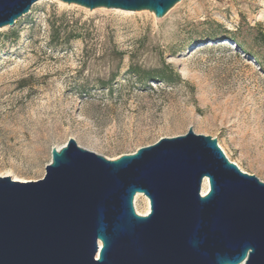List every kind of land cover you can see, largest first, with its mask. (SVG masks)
<instances>
[{
    "label": "rangeland",
    "instance_id": "obj_1",
    "mask_svg": "<svg viewBox=\"0 0 264 264\" xmlns=\"http://www.w3.org/2000/svg\"><path fill=\"white\" fill-rule=\"evenodd\" d=\"M263 37L264 0H181L160 19L36 2L0 29V176L42 179L68 139L114 160L191 128L264 183ZM163 71L178 79H150Z\"/></svg>",
    "mask_w": 264,
    "mask_h": 264
},
{
    "label": "water",
    "instance_id": "obj_2",
    "mask_svg": "<svg viewBox=\"0 0 264 264\" xmlns=\"http://www.w3.org/2000/svg\"><path fill=\"white\" fill-rule=\"evenodd\" d=\"M38 1L0 0V29ZM58 1L160 19L181 0ZM50 158L38 181L0 178V264H264V183L210 137L189 128L114 160L68 139Z\"/></svg>",
    "mask_w": 264,
    "mask_h": 264
},
{
    "label": "bare ground",
    "instance_id": "obj_3",
    "mask_svg": "<svg viewBox=\"0 0 264 264\" xmlns=\"http://www.w3.org/2000/svg\"><path fill=\"white\" fill-rule=\"evenodd\" d=\"M9 174V173H8ZM8 174H3V175H1L0 176V178H3V177H8L9 175ZM12 179L14 180V181H16V182H18V181H21L19 178H17V177H12ZM21 182H23V181H21ZM20 182V183H21ZM25 183V182H24ZM206 191H207V183H206V180L204 181V183H203V186H202V189H201V193L202 194H204V193H206ZM139 197H144V196H142V195H140V194H136V196H135V198H134V200L136 201ZM144 199V209L142 210V212H138L137 210H136V212H137V214L138 215H146L148 212H149V204H148V200L144 197L143 198Z\"/></svg>",
    "mask_w": 264,
    "mask_h": 264
},
{
    "label": "trees",
    "instance_id": "obj_4",
    "mask_svg": "<svg viewBox=\"0 0 264 264\" xmlns=\"http://www.w3.org/2000/svg\"><path fill=\"white\" fill-rule=\"evenodd\" d=\"M263 42H264V37L262 38ZM164 69H168L167 66H165ZM171 77H176V79H178V76H173L172 74H168V76H165V72L163 71L162 73H159L157 76L155 77H151L150 79H153L154 81L158 82V83H169V81H171ZM107 89H109L107 87Z\"/></svg>",
    "mask_w": 264,
    "mask_h": 264
}]
</instances>
